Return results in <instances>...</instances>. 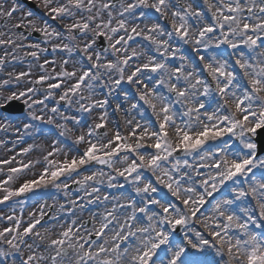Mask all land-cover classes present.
Here are the masks:
<instances>
[{"label":"snow or ice","instance_id":"6c2138e0","mask_svg":"<svg viewBox=\"0 0 264 264\" xmlns=\"http://www.w3.org/2000/svg\"><path fill=\"white\" fill-rule=\"evenodd\" d=\"M39 6L42 16L28 11L13 25L27 35L0 33V69L27 57L39 71L0 80V132L14 128L15 143L55 139L42 160L24 161L32 144L0 159V205L12 213L0 216L9 225L0 229V264H264V0ZM21 7L0 3V17ZM33 32L40 41L25 45ZM49 44L58 66L39 62ZM23 48L31 50L18 57ZM116 95L133 101L114 110L133 114L126 135L109 118ZM37 164L35 178L13 187ZM48 186L63 191L58 211L69 218L50 217L45 232L61 229L54 238L37 230L51 206L23 219ZM78 211L90 219H71Z\"/></svg>","mask_w":264,"mask_h":264},{"label":"rangeland","instance_id":"374dc122","mask_svg":"<svg viewBox=\"0 0 264 264\" xmlns=\"http://www.w3.org/2000/svg\"><path fill=\"white\" fill-rule=\"evenodd\" d=\"M37 1L38 4L41 3V0H34ZM181 2H185V0H181ZM0 3H4L5 7H10L13 3V0H0ZM19 4V3H18ZM25 16V11L24 10H19L15 13L14 17L12 18H4V17H0V33H5V37L3 38H7L8 35H12L13 38H15V34L17 33L16 29L13 28V25L18 24L21 22V18ZM5 22L1 25V21ZM62 25V24H61ZM25 45L29 44L28 42H24ZM42 47H44L42 45ZM10 50V48H9ZM31 49L28 48H23V49H19L17 50L16 55L18 57H24V53L26 51H30ZM4 55V46H0V56ZM46 57H44V55H41V59H40V63L43 62V60ZM9 59H11L9 57ZM25 59V58H24ZM23 60H17L14 63H10L7 67L0 69V80L2 79H8V73H16L19 71H27L29 70V68L31 67V71H32V77L35 78L38 74V68L35 62H33L31 65L29 63H26ZM48 60L52 61L55 60L56 61V65L58 66V64L60 63V57L59 56H52L47 58ZM144 60H146L147 58L144 57ZM49 71H52V67H49L48 69ZM126 87V86H125ZM99 92V90H98ZM104 94L101 93L98 95L97 98H103ZM39 98V97H38ZM110 109H109V118L110 120H112L114 123L115 122H119L120 124V131L123 134H127V128L125 127V120L126 119H131L133 118V114H129L127 117L124 115L123 112H115V107L117 103H121L124 109H128L130 107L131 102L133 101H129L127 103L124 102L123 97L120 95H116L114 97H110ZM54 103V101H53ZM98 115V112H94L92 114L91 117L88 118V122L92 123L96 120V117ZM69 127H71V124H69ZM22 125H21V131H22ZM109 131V135H111L114 131L115 128L112 124H110L108 126ZM53 131L56 132L57 130H55L53 128ZM80 131H83V129H77L76 133L72 134L73 138L75 134H78ZM58 134V133H57ZM16 137H17V133L15 132V129H10L9 132L4 133V132H0V140H4L5 142H7V147L4 146H0V159H8L11 156H14L17 152H19L22 148L27 147L29 144L32 145H39L38 148H34V150L26 157H24V161L27 162L28 160H32V161H36V160H42V151L46 153V151L51 150V143L52 140L55 139V136H48L46 138H38L36 140H33L31 138L25 137L23 141H21L20 143H15L16 141ZM15 143V147H13ZM9 149H12L11 151H9ZM58 159H63V156H59L57 157ZM15 166V165H13ZM100 168V167H99ZM105 171H108L107 169H104ZM42 171V166L40 164H37L34 168H32L30 171L27 172L26 176L22 177L21 180L17 181L15 184H13V187H18L19 183L22 182L23 179H32L35 178L39 172ZM4 172H7V167L4 166ZM3 178V173H0V179ZM72 190L75 191V186H72ZM107 191H114V190H108L105 189ZM74 198V197H73ZM29 206L25 208L24 212H23V219L25 221V223H27V221L29 220V216L28 213L29 212H33L36 211L39 207L40 204H46L51 206V208H46L45 211L51 212V216H60L61 220H60V224L65 223L66 220H69V218L64 214L58 211L59 206L61 204H65L66 205V198L64 196L63 191H57L55 188H52L51 186H48L47 188H42V189H37L36 190V194L31 196V199L28 202ZM93 210H102V209H93ZM12 214L11 213V208L8 205H0V216H6ZM16 215H20V209L17 207L16 208ZM75 218H80V219H90V213L85 211L83 213L81 212H77V217H71V219H75ZM60 224H56L54 227L53 231H48L45 232V228H49L52 229L53 228V222L50 219L48 223L44 224L41 227H38V231H41L42 233H45L46 236H52L53 238L55 237V232L60 231ZM5 226H9L8 225V221L7 220H0V229H2ZM33 239H35V237H33ZM39 243V241H37ZM38 252L40 251L39 249L37 250ZM44 255H47V253H43Z\"/></svg>","mask_w":264,"mask_h":264},{"label":"flooded vegetation","instance_id":"af4514ba","mask_svg":"<svg viewBox=\"0 0 264 264\" xmlns=\"http://www.w3.org/2000/svg\"><path fill=\"white\" fill-rule=\"evenodd\" d=\"M20 9H21V10H24L25 13L28 12V11H32L36 16H42V15H43V12L45 11V9H43L42 6H39L38 11L31 10V9H29V8L26 7V6H22ZM4 22H5V20L1 22V25H2ZM27 22H28L27 19H25V20H24V23L27 24ZM59 24H60V22H56V24H54L53 26H54V27H58ZM62 26H63V25H62ZM23 30H24V31H23ZM16 31H17V32H18V31H19V32H29L30 29H27V28L21 27V28L18 29V30L16 29ZM38 34H39V33H38ZM39 35H40V34H39ZM24 42L35 43V41H31V40H29V38L26 39V40H24L23 43H24ZM42 45H43V44H42ZM43 46H45V45H43ZM46 47H48L49 51H48V52H45V54H47V55H51V54H52V52H51V44L46 45ZM28 59H31V58H28ZM25 60H26V59H25ZM26 62H29V61H26ZM11 63H12V62H11Z\"/></svg>","mask_w":264,"mask_h":264}]
</instances>
